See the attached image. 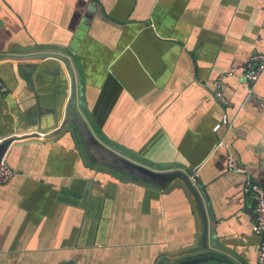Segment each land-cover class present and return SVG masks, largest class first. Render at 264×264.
Here are the masks:
<instances>
[{"label":"crops","instance_id":"obj_1","mask_svg":"<svg viewBox=\"0 0 264 264\" xmlns=\"http://www.w3.org/2000/svg\"><path fill=\"white\" fill-rule=\"evenodd\" d=\"M263 50L264 0H0V141L14 170L0 184V264H231L182 262L208 253L191 193L195 212L180 187L83 163L61 127L69 78L51 73L57 58L26 56L41 52L68 56L102 142L193 171L208 245L256 264L245 185L264 186V71L250 94L243 71ZM225 72L226 105L213 85ZM223 115L231 125L213 131ZM228 151L245 172L226 166Z\"/></svg>","mask_w":264,"mask_h":264},{"label":"water","instance_id":"obj_2","mask_svg":"<svg viewBox=\"0 0 264 264\" xmlns=\"http://www.w3.org/2000/svg\"><path fill=\"white\" fill-rule=\"evenodd\" d=\"M26 56L45 57L52 56L59 60L56 67L51 72L53 75H64L63 81L69 78L70 82V95L68 97L65 115L61 124V127H65V131L71 136L76 150L80 154L81 160L87 166H93L96 168L102 165L105 170L115 176H122L129 180H135L142 182L143 184L154 183L159 186H166L165 191H169L175 187H180L185 196L188 198L191 209L195 212V207L190 193L193 195L196 205L203 220V231L201 237V245L204 251L208 252L205 255H200L186 259L184 262H197L208 259L209 257L219 258L221 261H226L231 264H240L236 259L228 254L210 247L207 242V226L204 216L203 200L201 198L202 193L207 199L204 187L201 182L196 180V176L193 171L187 168L178 166L176 169H170L171 165H159L158 163L151 162L149 160H139L137 158L128 157L110 147V144L102 142L94 132L90 129L84 119L80 116L78 108L83 109L82 92L79 94L80 102L77 103L76 97V81L72 66L69 58L63 53H32ZM65 68V69H64ZM66 74V76H65ZM66 83V82H64ZM81 88V85H80ZM10 139L0 141V159L3 156L5 148L9 144ZM177 178V179H174ZM195 225L197 227V217L195 215ZM197 235L195 234L194 237ZM79 264V263H75ZM160 264V263H158Z\"/></svg>","mask_w":264,"mask_h":264},{"label":"built area","instance_id":"obj_3","mask_svg":"<svg viewBox=\"0 0 264 264\" xmlns=\"http://www.w3.org/2000/svg\"><path fill=\"white\" fill-rule=\"evenodd\" d=\"M264 71V50L254 51L247 59L243 71V82L247 90V93L252 92L253 86ZM230 74L225 72L219 74L213 81L214 96L216 99L224 105L229 104L230 100L224 94L222 89L223 78ZM6 90L4 81L0 78V92ZM231 125V121L226 115H223L221 121L217 122L213 127V131H218L221 127L228 128ZM224 143L223 136H220L215 146L222 145ZM226 166L229 169L239 172H245L246 167L239 165L235 162L234 157L230 151L226 154ZM14 174L13 168L7 163L6 160L0 159V184L7 182ZM245 188L252 194L254 200V217L252 223V230L259 236V244L256 253V264H260L264 258V186L258 182L247 180Z\"/></svg>","mask_w":264,"mask_h":264}]
</instances>
